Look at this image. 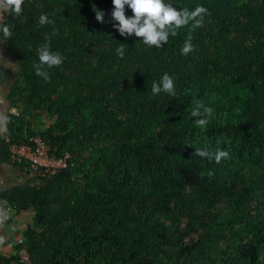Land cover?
I'll return each mask as SVG.
<instances>
[{
    "label": "trees",
    "instance_id": "1",
    "mask_svg": "<svg viewBox=\"0 0 264 264\" xmlns=\"http://www.w3.org/2000/svg\"><path fill=\"white\" fill-rule=\"evenodd\" d=\"M166 2L208 11L160 48L121 36L111 0L13 3L2 38L16 79L0 155L11 162L10 143L38 136L68 157L51 177L12 163L31 182L0 197L34 212L23 232L33 264H264V0ZM41 13L52 23L40 25ZM188 36L194 49L181 55ZM45 43L64 57L47 80L33 67ZM164 73L176 94L153 96ZM197 104L211 108L204 126Z\"/></svg>",
    "mask_w": 264,
    "mask_h": 264
},
{
    "label": "clouds",
    "instance_id": "2",
    "mask_svg": "<svg viewBox=\"0 0 264 264\" xmlns=\"http://www.w3.org/2000/svg\"><path fill=\"white\" fill-rule=\"evenodd\" d=\"M14 3V10H21V0H11ZM112 10L110 13L112 27L115 28L121 36H131L139 38V42L160 48L167 43L169 36H175L176 30L185 25L191 28L199 27L203 24L207 9L203 5H197L192 9L178 8L166 0H111ZM127 9L131 10L132 15L126 16ZM11 8L8 6V0H0V16L3 10ZM13 11V8H11ZM97 21L103 22L105 13L95 9ZM52 23L47 13H41L39 16V24ZM11 30L6 23H0V38L9 37ZM116 49L117 54L124 55V45L119 44ZM194 49L191 36L186 38L180 48L181 55H188ZM38 63L34 64L35 74L43 77L45 80L49 78L47 69L59 66L64 57L58 51L50 49L48 43L37 49ZM167 93L174 96L176 94L175 82L171 75L164 73L159 80L153 81L151 85V93L156 96L159 93ZM211 113V108L203 104H197L192 109L191 116L197 117L195 123L200 126L207 124V116ZM195 155L200 157L213 158L210 153L204 149H195ZM222 158H229V152L218 150L214 154L215 161L219 162Z\"/></svg>",
    "mask_w": 264,
    "mask_h": 264
},
{
    "label": "crops",
    "instance_id": "3",
    "mask_svg": "<svg viewBox=\"0 0 264 264\" xmlns=\"http://www.w3.org/2000/svg\"><path fill=\"white\" fill-rule=\"evenodd\" d=\"M13 3L8 0V6ZM11 8L3 10L0 23H6ZM16 62L13 55L0 38V138H4L8 131L7 116L13 109L8 96L15 83ZM32 173H26L20 167L6 161L0 155V197L12 188L30 183ZM34 212L32 210L17 213L8 202H0V257L11 259L17 255L19 238L24 230L32 225Z\"/></svg>",
    "mask_w": 264,
    "mask_h": 264
},
{
    "label": "built area",
    "instance_id": "4",
    "mask_svg": "<svg viewBox=\"0 0 264 264\" xmlns=\"http://www.w3.org/2000/svg\"><path fill=\"white\" fill-rule=\"evenodd\" d=\"M6 141H9L6 139ZM10 159L12 163L28 162L41 177H51L56 175L61 169L66 168L67 158H56L49 154L46 143L38 136L30 139V144L9 145ZM18 250L17 264H33L27 244L24 238L17 241Z\"/></svg>",
    "mask_w": 264,
    "mask_h": 264
},
{
    "label": "rangeland",
    "instance_id": "5",
    "mask_svg": "<svg viewBox=\"0 0 264 264\" xmlns=\"http://www.w3.org/2000/svg\"><path fill=\"white\" fill-rule=\"evenodd\" d=\"M42 121H43V122H45V123H47V122H48V120H47V118H46V117H43V118H42Z\"/></svg>",
    "mask_w": 264,
    "mask_h": 264
}]
</instances>
